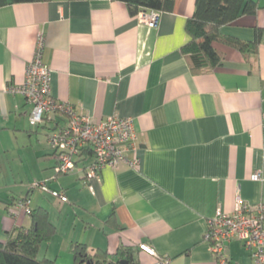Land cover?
<instances>
[{
	"label": "crops",
	"instance_id": "0c3cea01",
	"mask_svg": "<svg viewBox=\"0 0 264 264\" xmlns=\"http://www.w3.org/2000/svg\"><path fill=\"white\" fill-rule=\"evenodd\" d=\"M252 1L257 13L221 29V63L201 74L181 51L196 0H175L155 28L114 0L0 7V242L32 227L17 208L30 198L56 229L39 259L74 264L71 247L81 243L111 255L125 246L136 264H157L140 250L147 244L168 264H218L206 240L216 212L233 213L239 199L264 204V180H252L264 166V0ZM257 31L256 53L226 40L252 43ZM41 35L52 96L94 121L133 118L138 135V167H106L90 181L81 167L51 181L67 203L32 189L55 175L48 136L66 120L33 127L32 105L12 91L24 83ZM226 255L231 264H254L239 241Z\"/></svg>",
	"mask_w": 264,
	"mask_h": 264
},
{
	"label": "built area",
	"instance_id": "2783aa9c",
	"mask_svg": "<svg viewBox=\"0 0 264 264\" xmlns=\"http://www.w3.org/2000/svg\"><path fill=\"white\" fill-rule=\"evenodd\" d=\"M160 16L161 13L154 10H143L137 14L141 23L152 28L157 27ZM44 50L45 39L41 35L34 58L27 64L24 83L12 91L23 95L32 105L29 122L33 127L45 126L48 121L55 122V116L66 120L65 126H57L48 136V144L57 159L55 175L50 180L35 182L32 189L67 203L68 196L53 189L51 181L72 174L81 167L88 181L99 177L106 167L120 164L138 167L141 163L138 135L133 118L114 116L94 121L72 105L56 100L52 96L51 70L43 60ZM252 180H264V166L253 174ZM17 208L31 216L32 200L25 198L19 201ZM206 240L218 264H231L226 250L234 241L243 244L254 264H264V204L250 205L239 199L233 213L219 209L209 222ZM140 250L156 258L157 264H168L149 245L141 244Z\"/></svg>",
	"mask_w": 264,
	"mask_h": 264
},
{
	"label": "trees",
	"instance_id": "16d2710c",
	"mask_svg": "<svg viewBox=\"0 0 264 264\" xmlns=\"http://www.w3.org/2000/svg\"><path fill=\"white\" fill-rule=\"evenodd\" d=\"M52 0H0V7L10 4L49 2ZM80 1V0H71ZM127 4L132 15L140 11L154 10L160 13L173 12L175 0H114ZM258 6L252 0H196L195 13L187 21L186 30L190 42L182 48L194 74L214 70L221 63V56L215 43L224 39L221 29L244 15H254ZM260 31L252 43L236 39L226 40L243 54L256 53L259 46ZM32 227L17 229L5 242H0V264H56L49 259H39V253L56 233L45 210H32ZM114 219L111 218L109 224ZM74 264H119L126 260L136 264L135 250L121 246L115 255L106 251H90L85 244L74 243L71 247ZM116 259V260H115Z\"/></svg>",
	"mask_w": 264,
	"mask_h": 264
},
{
	"label": "water",
	"instance_id": "95a60500",
	"mask_svg": "<svg viewBox=\"0 0 264 264\" xmlns=\"http://www.w3.org/2000/svg\"><path fill=\"white\" fill-rule=\"evenodd\" d=\"M119 264H129V262L126 261V260H122V261L119 262Z\"/></svg>",
	"mask_w": 264,
	"mask_h": 264
}]
</instances>
